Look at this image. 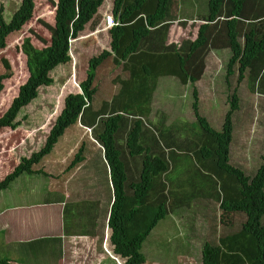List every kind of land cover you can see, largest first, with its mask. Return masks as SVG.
Masks as SVG:
<instances>
[{"label": "trees", "instance_id": "16d2710c", "mask_svg": "<svg viewBox=\"0 0 264 264\" xmlns=\"http://www.w3.org/2000/svg\"><path fill=\"white\" fill-rule=\"evenodd\" d=\"M50 1L58 8L55 25L46 24L52 34L50 44L39 49L30 39L24 42L22 49L27 57L29 78L0 117V132L17 129L21 125L17 121L20 113L38 99L40 89L54 86L52 74L72 60L71 40L79 38L86 26L95 22L106 0H60L59 4ZM177 4L176 0H115L113 16L119 25L110 29L112 51L105 50L90 60L87 79L80 85L81 93L66 98L64 110L44 146L23 157L0 180V192H3L22 175L42 173L36 166L53 151L71 126L79 124L83 129L95 128L94 131L101 127L96 141L87 134L82 137L69 170L84 163V181L90 182L85 184L110 198L107 220L112 231L111 242L114 253L125 264H146L143 244L169 213L168 197L154 203L150 192L155 178L170 170V162L160 149L154 152L141 142L145 134L142 118L150 115L159 82L173 78L182 86L194 87L206 75L208 56L213 51L229 50L231 57L226 65L229 87L236 73L239 84L249 74L254 89L264 93V0H207L203 19L206 23L200 27L197 39L168 44L172 24L180 20L174 14ZM35 7L36 0H22L10 21L4 16V7L0 8V52L7 47L9 36L20 32L32 20ZM110 60L122 65L129 78L120 79L119 94L95 111L98 74ZM6 79L7 76L0 77V99ZM238 88L228 98L231 107L221 130L208 122V112L196 87L194 92L193 111L204 137L193 152L197 168L200 166L218 183L219 225L233 226L234 216L243 218L239 228L219 236L216 243L209 241L204 245L203 264H264V153L250 175L242 163L238 168L232 161L231 149L240 141L243 115L240 117V111L244 110L240 107ZM130 118L136 122L128 135V148L133 157H142L141 179L135 183H128L127 166L118 144L119 134ZM85 138L93 148H88ZM156 145H161L158 138ZM97 161H103L104 168ZM195 182L202 183L200 176ZM0 264H9V260H0Z\"/></svg>", "mask_w": 264, "mask_h": 264}, {"label": "rangeland", "instance_id": "374dc122", "mask_svg": "<svg viewBox=\"0 0 264 264\" xmlns=\"http://www.w3.org/2000/svg\"><path fill=\"white\" fill-rule=\"evenodd\" d=\"M21 1L0 0V8L4 7V16L7 21H10ZM176 1L178 4L175 6L174 14L180 20L172 24L168 35V44L172 42L180 44L189 39L196 40L200 27L206 23L203 19L207 14V0ZM113 2L114 0H106L104 9L109 8ZM56 10L50 0H36L32 20L20 32L10 35L7 47L0 52V77L7 76L0 99V117L11 107L14 99L19 95L20 88L29 78L27 57L22 49L24 42L30 39L31 44L39 49L48 46L52 34L46 24H55ZM107 14H111V12L98 17L100 25L96 29L91 28L88 24L81 36L72 41L70 52L72 61L67 65L60 66L52 74L55 80L54 86L40 89L38 99L20 113L17 121H20L21 125L15 130L6 128L0 132V180H4L23 157L31 156L33 152L44 146L50 130L64 110L66 98L71 94L81 93L80 85L87 79L90 60L99 56L105 49L111 48L109 33L104 30L103 20ZM99 29L102 32L94 35V31ZM74 41L77 42L74 43ZM73 57L74 59L76 57V61ZM230 57L231 53L228 50L214 53L213 59L216 63H210V68L207 71L210 74L213 73L212 76H207V78L211 76L209 90L216 88L217 95L213 93L212 97L217 99L220 106L223 105V90L227 84L226 65ZM220 70L223 75L217 76L216 79V73ZM248 76L249 74L239 84L236 73L231 81L232 90L239 87L241 106L244 109L240 111V117L244 114L243 122L248 127V131L243 135L249 133L245 147L247 150L250 149V162L247 161L248 152H243L242 149H234L232 159L233 162H238L235 164L238 168L242 163L247 174L250 175L254 173L260 161V155L264 153V93L254 89ZM128 78L129 75L124 72L122 65L118 66L111 61L106 63L96 82L99 94L95 101V111L105 101H112L121 90L120 79ZM158 89L153 119L142 118V122L145 124V134L142 135L141 142L145 146L151 147V150L159 148L160 153L166 154L170 162V170L163 176L155 178L154 188L150 192V199L154 203L160 202V198L164 196L168 197L169 213L165 219L159 222L143 244V252L147 257L146 264H203L204 245L209 241L216 243L219 236H224L239 228L243 218L239 215L234 216L233 226L230 224L219 225L221 211L218 210L219 203L216 198L218 183L209 173L201 170L200 166L197 168L196 159L192 153L200 145L204 133L201 131L194 111L186 105L195 101V89L192 86L184 88L177 81L171 79L161 80ZM231 94L229 92L226 96ZM222 107L219 109L220 112L223 110ZM230 107L231 105L228 106L229 109ZM133 119L130 118L128 123L126 120L118 137V144L124 150L127 149V137L136 122ZM100 129L101 127L93 133L90 132V138L92 135L93 138H96ZM81 131L79 124L71 126L53 151L43 158L39 166L47 172L57 173L59 171L61 174L64 171L62 168L69 167L70 163V159L64 163L62 159L65 155H69L68 158L72 160L80 146V143L77 144V137L81 136ZM156 138L161 145H156ZM83 141L87 146H90L88 148L94 147L91 146L92 143L87 138ZM128 154L127 151L125 161L129 176L128 183H135L140 181L141 174L135 162L137 158H131ZM188 158L193 159L191 161L193 170H188L190 168ZM97 164L104 168L103 161H97ZM201 171L207 176L204 177ZM101 175L99 171V176ZM30 176L13 182L10 186L11 190L0 193V198L7 196L12 191L28 193L32 191L33 183H38L40 179L43 191L55 184L51 183L49 177L44 176V178L37 179L34 174ZM198 176L202 183L195 182V178ZM27 179L32 182H25ZM101 180L103 183L105 182L104 179ZM176 191L183 194L178 195ZM174 197H176V202L173 201ZM176 203H183L182 205L186 208L175 211L178 208ZM14 204H25V201L19 199L15 203L10 199H5L3 206L10 207ZM173 210L175 211L174 215H170ZM111 235V229L105 227L100 238L90 239V241L84 238L70 239L65 255L66 264H125V260L114 253ZM4 239V233H0V260H9L12 261V264H58V252L56 253V247L53 244L32 243L33 241H31L22 244L12 242L5 245L4 242L1 243Z\"/></svg>", "mask_w": 264, "mask_h": 264}, {"label": "crops", "instance_id": "0c3cea01", "mask_svg": "<svg viewBox=\"0 0 264 264\" xmlns=\"http://www.w3.org/2000/svg\"><path fill=\"white\" fill-rule=\"evenodd\" d=\"M59 1L60 0L56 1L57 4H59ZM114 8H115V0L113 4L110 5L109 8L106 7V9H104V6H103V8L100 9L99 14L95 18V22L93 21L94 23L92 22L90 24V27L91 28L93 27L96 29L100 25L99 23L100 20L98 19L100 15H104L107 12H111V14H107L106 17L108 15L113 16ZM56 9L58 8L56 7ZM103 21L105 25L104 30H107V33H109L110 47H111L112 37H111L110 29H107L106 18ZM55 23H56V18H55ZM101 32L102 30L100 29L96 30L94 31V35H97ZM72 41L73 40H71V45H70L71 49H72V44H73ZM75 42L77 41H74V43ZM71 49H70V52H71ZM108 50L112 51V47ZM219 51H223V50L213 51L208 56L207 71L210 68L209 64L210 63L214 64L215 62L213 59L214 53H219ZM74 61H76V57ZM110 61L114 63L113 60H110ZM207 71H206V75L204 79L200 83H198L196 86L193 87L192 85H189V86H182V87L186 88V87L192 86L193 89H195V87L198 89L201 103L204 106V109L208 112V114L206 115L208 122H210V124L214 126L216 130H220L221 126L224 123L225 116L229 111V108H228L229 106L228 97L229 96H226V95L229 94V92L234 91L236 87L234 88V90H232L233 87H229L228 83L225 85V88L223 90V98H224L223 105L224 106L223 105H222L223 107L220 106L217 103V99L212 97L213 93L217 95L215 91L216 88H214V90H209L211 88L210 82H211V76L213 75V73L210 74ZM100 72L101 70L99 71V74ZM208 75H211V76L207 78ZM222 75H223L222 70H220L219 72L216 73V79ZM226 75L227 73L225 74V78H226ZM166 79L175 80L173 78H166ZM230 82L232 83V81ZM158 91L159 89L157 88L154 94L150 115L145 117V119H153L152 118L153 109L155 106V98H156ZM225 97L227 98L225 99ZM194 103L195 101H191L190 104H186V105H188L193 110ZM221 107L223 108V110L220 112L219 109ZM240 107H242L241 103H240ZM243 119H244V114L242 115V124L239 128L240 133H239L238 138L240 139V141L239 143L232 146L231 152H232V158H233L234 149H242L243 152L247 151L248 152L247 161L250 162L249 158L251 156V152H250V149L247 150L245 147L249 139V133L245 136L243 135L244 132L248 131V127L245 125L246 123L243 122ZM94 129H86V128L83 129L81 126V130H82L81 136L77 137V140H78L77 144L81 142V139L83 135H85V133L90 135L91 133H93ZM144 129H145V124H144ZM91 138L95 140L93 138V135L91 136ZM126 143H127L126 150L120 148L121 158L126 163L125 159H126L127 151L129 152L128 155L131 158H135V159L137 158L135 162L137 163L138 169L141 174L142 157L141 156L133 157L130 154V149L128 148V137H127ZM97 148H100V147H97ZM153 150L154 152H158L159 148H154ZM192 154L193 156H195L194 152ZM68 156L69 155H65L64 158L62 159L63 160L62 162L64 163L65 161H68L70 159V163H69V167H70L72 160L71 158H68ZM192 160H193L192 158H188V162L190 166L188 170H191V169L193 170V162L191 164ZM69 167L62 168L64 169V171L60 174L59 171L57 173L47 172L42 167H40L38 164L36 169L41 170L42 173L34 174V176H37V179L44 178V176L49 177L51 179V183H55L53 184V186L45 188L44 191L41 190V188L43 187H42V181L40 179L38 183H33L32 191L28 193L26 192L22 194V193H15V191H12L7 196L0 198V233H4L5 235V239L1 241L2 244L3 242L5 243V245L6 243L9 245L12 242H16V244H22V243L31 242V241H33L32 243L42 242L44 244H49V245L53 244L56 247L55 249L56 253L58 252V255H57L58 264H66L65 255L67 253V245L70 239L76 240V239L84 238L85 240L90 241V239L93 240L96 238H100L102 236L104 228L108 227L107 219H108V213L111 208L110 198L104 193L103 194L98 193V189H96L95 187L90 188V185L87 186L85 184V183H90V182L84 181V179L86 178V175L82 174V169L83 170L85 169L84 163L80 164V166L74 170H69ZM30 175H33V174L22 175L17 180L25 176L31 177ZM25 182L31 183L32 181H30V179H27V181ZM9 190H11L10 187L6 189L5 192ZM176 192L178 193V195L183 194V193H180L179 191H176ZM5 199H10L14 201L15 203H17L19 199H23L25 201V204H14L13 206H10V207H4L3 203ZM173 201L174 202L177 201L176 197H174ZM176 204L178 208L175 211L186 208L182 205L183 203L181 204L176 203ZM175 211L173 210L170 215H174ZM106 220H107V223H106ZM9 264H12V261H9Z\"/></svg>", "mask_w": 264, "mask_h": 264}, {"label": "built area", "instance_id": "2783aa9c", "mask_svg": "<svg viewBox=\"0 0 264 264\" xmlns=\"http://www.w3.org/2000/svg\"><path fill=\"white\" fill-rule=\"evenodd\" d=\"M106 21H107V29H112L113 27L119 25V23L116 22L114 16L112 15H108L106 17Z\"/></svg>", "mask_w": 264, "mask_h": 264}]
</instances>
